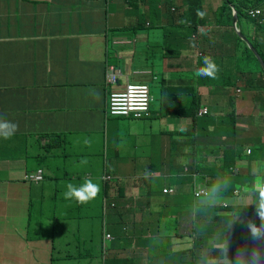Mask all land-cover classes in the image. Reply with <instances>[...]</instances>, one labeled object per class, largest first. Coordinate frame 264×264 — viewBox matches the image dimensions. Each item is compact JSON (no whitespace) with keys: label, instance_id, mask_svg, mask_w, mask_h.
<instances>
[{"label":"crops","instance_id":"0c3cea01","mask_svg":"<svg viewBox=\"0 0 264 264\" xmlns=\"http://www.w3.org/2000/svg\"><path fill=\"white\" fill-rule=\"evenodd\" d=\"M9 1L0 0V23H14L12 31L0 28V87H5L0 91V116L18 123L20 134L0 138V250L5 251L0 264H52L54 245L67 242H74L77 260L61 264H97L78 262L82 255L98 258L97 248H83L78 238L99 232L103 240L108 233L114 237L108 242V264H161L158 259L165 256L172 260L175 194L162 191L175 187V117H167L173 111L151 107L156 122L169 120L161 138L149 135L159 157L121 162V152L135 148L130 142L134 123L108 116L111 89L105 75L109 64L122 70L117 89L127 85L124 78L137 83L147 79L154 60L147 58L145 68L138 60L162 41L175 49V25L165 30L169 22L161 9L153 27L148 22L141 28L136 3L126 0H17L14 6ZM14 9L20 10V18L8 20ZM163 74L164 81L175 86V77ZM13 87L24 99L16 114L10 104L18 103ZM46 133L59 134L69 143L57 150L65 160L51 155L49 168L40 167L46 152L40 136ZM74 154L79 163L70 160ZM40 168L45 170L44 182L26 179ZM106 175L114 177L109 187L114 200L108 198L117 204L107 210ZM85 178L100 185L97 197L87 204L65 199L66 183L79 186ZM64 205L74 212L75 225L57 227L52 218L45 219L49 212L71 222L60 212ZM32 213L36 220L29 226ZM144 225L149 229L146 238L141 236Z\"/></svg>","mask_w":264,"mask_h":264},{"label":"clouds","instance_id":"9594fccd","mask_svg":"<svg viewBox=\"0 0 264 264\" xmlns=\"http://www.w3.org/2000/svg\"><path fill=\"white\" fill-rule=\"evenodd\" d=\"M166 18V28L175 25V102L163 104L161 93L164 110L173 111L167 117L175 116V187L162 191L175 194V249L171 254L175 264H264V175L263 187L258 189L249 166L264 162V0H175ZM185 56H192L195 63ZM201 56L203 66L199 67ZM251 57L258 62L253 69L247 67ZM237 63L245 66L229 68ZM114 72L118 76L115 83L110 82ZM107 75L111 89L108 116L144 119L154 100L150 86L143 80L117 89L123 72L114 65L109 64ZM130 85L148 87V110L141 117L113 115L112 95L126 92ZM18 130V123L0 116V138L11 139ZM228 151L235 157L229 168L219 159ZM228 172L251 176L252 186L237 188L229 197ZM40 174L42 180L32 178ZM26 179L41 184L44 169ZM113 179L105 176L107 183ZM100 191L99 184L85 178L79 186L67 182L63 195L83 204ZM113 196L109 198L114 200ZM109 198H105L106 210L117 206ZM50 218L57 227L70 224L57 214L50 213ZM35 220L29 215L28 225ZM210 226L215 233H206ZM113 239L106 235L104 262L97 264H108V242Z\"/></svg>","mask_w":264,"mask_h":264},{"label":"rangeland","instance_id":"374dc122","mask_svg":"<svg viewBox=\"0 0 264 264\" xmlns=\"http://www.w3.org/2000/svg\"><path fill=\"white\" fill-rule=\"evenodd\" d=\"M9 1V0H7ZM17 0H11V5L14 6ZM53 1V0H52ZM220 1V0H217ZM10 2V1H9ZM68 0H66L65 3H67ZM29 7H32V4L28 5L26 7V9L28 10ZM15 14H7L8 15V20H16L18 19V17L20 18V10L19 13L17 12V9H14L12 11ZM4 17L6 15H3ZM1 20H4L2 16ZM19 21V20H18ZM13 24L14 23H7V24H2L0 23V28L1 27H5L8 30V27H10V31L13 30ZM154 36V35H152ZM1 41V39H0ZM168 59H167V64L165 67H163L164 64V59L160 58V54L157 51H154L153 53L149 54L146 57H141L138 60V64L140 65L141 68H145L148 64L147 62V58H151L154 60V65H153V74L151 75H146L147 79H143L145 83H147L150 88H151V95L154 98V102L152 103V108H159L160 105H162L161 103V92L162 89L164 87L163 85V80H164V74L166 73V77H175V49H172L168 52L167 55ZM185 59H187L191 64H194V60L192 56H185ZM8 61L11 62L10 58H8ZM250 64L247 66L249 69H253L258 65V62L255 60V58L251 57L249 58ZM173 63V64H172ZM129 80H127L126 78L123 79V84L126 85L128 84ZM132 82H135V80H133ZM5 89V87H0V91ZM153 111L151 110V112L149 114H147L145 116V118L141 121H137V119L135 118H121V120L123 121H128L131 123H134L133 126V133H132V137L130 142L133 143L135 145V148L133 149H128L127 152L123 151L121 152L120 155V161L123 163H128V162H132V160H139L142 158H152L154 156L159 157L158 153H154L152 151L153 147L150 143V134L153 133V135H159V137L161 138L162 135L167 131V123L169 122V120H160V121H155L153 118ZM85 134L83 133H78L76 136H79L80 138H84ZM49 136H44L43 138H48ZM44 142H47V139H44ZM69 145V143H68ZM159 144L156 143V146H158ZM57 155H59V153L57 152ZM102 157H104V155H102ZM59 160H65L64 156H58L57 157ZM70 160H73L74 163H79L78 162V158L75 156V154L70 158ZM253 171V174L255 175V186L258 187V189L263 187V175H264V162H259L256 163L257 167H253L251 165H249ZM244 172H247V170H244ZM78 178V175H80V173L76 174ZM137 175V172H136ZM135 175V176H136ZM134 176V177H135ZM139 181L136 182V184H138ZM174 192V191H173ZM83 203V204H87ZM61 214L63 215H68L69 217H71V215L74 213L71 209H69L66 205L63 206V208L60 210ZM246 215H251L252 211H246L245 212ZM71 224L75 225L77 222V219L71 217ZM45 219H50V213L48 212L45 216ZM25 224V222H24ZM145 226V225H144ZM148 231L149 229L146 228L145 226V231L143 232V234H141V236L143 238H146L148 236ZM83 248H86V245L83 243ZM2 251V254H0V256H2L4 254V250H0ZM7 257V255H6ZM98 258H92L95 262L97 263V261H101L102 263L104 262V257L105 254H97ZM173 257V256H172ZM161 264H175V257L172 258V260H169L166 256L165 257H161L158 259ZM151 262L156 261V256L152 255L151 256ZM10 264H16L15 261H10Z\"/></svg>","mask_w":264,"mask_h":264},{"label":"trees","instance_id":"16d2710c","mask_svg":"<svg viewBox=\"0 0 264 264\" xmlns=\"http://www.w3.org/2000/svg\"><path fill=\"white\" fill-rule=\"evenodd\" d=\"M126 1H129V3L131 4L136 3V8H137L141 28L145 27V24H147L148 22L153 27V24L156 22V18L159 16V13H160V10H159L160 5L163 6V11L166 15H168L171 7L175 8V0H126ZM136 29L139 30L140 28L136 27ZM172 29L173 28H165V30H170V31H172ZM155 50L160 54V57L164 59L168 55V52L171 49L166 41H162L160 44H157V47ZM107 57L111 59L109 54ZM203 58L204 56L200 57L199 67L203 66ZM244 66H245V63H237L235 64V66L234 64H229V68H243ZM108 68H109V65H107V71H108ZM107 78H108V75L106 72L105 81L107 80ZM163 85L164 87L161 92L162 93V103L165 104L166 102L170 101L172 98H175V86H170L168 81H163ZM11 90L13 91V95L15 96L18 102L15 104L10 103L12 105L13 114H16L20 112V101H24V99L23 97L20 96L22 92L19 91L18 88L13 87ZM173 115L174 114H172V116ZM141 120H138V121H141ZM18 134H20V129L15 133L13 137H15ZM44 136H49V137L43 138ZM40 138L47 139L46 143L43 142L44 143L43 148L45 149L46 152L41 154L40 167L49 168L50 167V163L48 162L49 157L51 155H53L52 157H58L59 155H57V150L67 147L68 143H66L65 140H61V136L59 134L52 136L51 133L50 134L46 133V134L41 135ZM227 146L229 147L228 144ZM219 159L223 162V164L227 168H229L230 165H233L235 163V157H233L229 151L221 153L219 155ZM107 184L108 186L106 189V193H107V197H110L113 193L109 192V187L110 185H113V183L109 181ZM249 185L252 186L251 176L244 177V176H238L236 174H232L229 172L227 173V191H228L229 197H233L235 189L237 188L245 189ZM117 191H120V188H118ZM33 216H35L34 213H32V217ZM206 233L208 234L215 233L214 227L213 226L208 227L206 229ZM30 234L35 235V232H31ZM77 237H78V233H77ZM78 240L83 241L86 246L88 244L89 246L93 248H97V254H100V253L104 254V252L106 251L105 239L104 240L102 239V235L100 232L94 233L93 236H90L88 238H82V239L78 238ZM72 243L74 242H67L64 244L54 245L55 252L53 253L52 264H61L66 261L70 262V261L77 260V256L74 253H72L74 251ZM89 246L87 247L90 248ZM87 260L92 261L91 257L89 258V256L87 255H82L80 258V261L78 262L87 261Z\"/></svg>","mask_w":264,"mask_h":264},{"label":"built area","instance_id":"2783aa9c","mask_svg":"<svg viewBox=\"0 0 264 264\" xmlns=\"http://www.w3.org/2000/svg\"><path fill=\"white\" fill-rule=\"evenodd\" d=\"M114 71V68H113ZM118 76L114 72L110 82H117ZM150 102L149 89L145 85H130L126 92L114 93L112 95L111 113L115 116H131L141 117L148 110ZM36 180H42L40 174L32 177Z\"/></svg>","mask_w":264,"mask_h":264}]
</instances>
